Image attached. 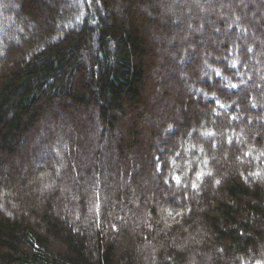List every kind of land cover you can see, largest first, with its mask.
<instances>
[{
    "label": "trees",
    "instance_id": "1",
    "mask_svg": "<svg viewBox=\"0 0 264 264\" xmlns=\"http://www.w3.org/2000/svg\"><path fill=\"white\" fill-rule=\"evenodd\" d=\"M0 264H264V0H0Z\"/></svg>",
    "mask_w": 264,
    "mask_h": 264
},
{
    "label": "rangeland",
    "instance_id": "2",
    "mask_svg": "<svg viewBox=\"0 0 264 264\" xmlns=\"http://www.w3.org/2000/svg\"><path fill=\"white\" fill-rule=\"evenodd\" d=\"M186 35L185 36H188V37H191V35H197L198 37H200L201 39H203V40H205V34H201L198 30L196 31V30H194V31H191L190 33H185ZM223 34L224 33H220V34H218V37H217V39H222L221 37L223 36ZM186 48H187V53H191V50L194 48V47H191L190 45H187L186 46ZM201 51V50H200ZM206 51V50H205ZM202 52V51H201ZM187 57H190V54H188L187 56H186V58ZM209 57V56H208ZM208 57H206V58H208ZM181 60H179L178 61V64H180L179 62H180ZM181 65V64H180ZM182 67H180V70H181V73H182V76H183V80H184V82H185V84L187 85V87L192 91V90H195L196 89V86H198L197 85V81L195 80V79H193L192 77H190V76H188V75H186L185 73H184V71L181 69ZM208 72V70H206V72L205 73H207ZM204 75V74H203ZM159 146H160V148L159 149H163L164 148V144H163V141L162 142H160V144H159ZM41 152H42V154L41 155H44V156H47V153H49V149L45 146V147H41V150H40Z\"/></svg>",
    "mask_w": 264,
    "mask_h": 264
}]
</instances>
